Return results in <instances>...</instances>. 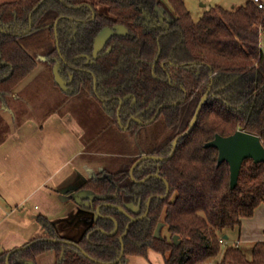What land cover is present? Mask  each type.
Returning a JSON list of instances; mask_svg holds the SVG:
<instances>
[{
	"label": "trees",
	"instance_id": "trees-1",
	"mask_svg": "<svg viewBox=\"0 0 264 264\" xmlns=\"http://www.w3.org/2000/svg\"><path fill=\"white\" fill-rule=\"evenodd\" d=\"M86 1L0 3L1 107L10 108L14 89L40 60H48L52 67L61 56L66 63L60 62L62 75L69 67L75 69L73 93L61 91L50 72L41 73L42 86L36 82L37 90L50 84L62 101L73 95L103 105L106 128L125 126L130 117L142 122L155 118L147 128L156 124L161 128L152 143L144 145L143 126L132 122L129 131L140 138V153L166 157L210 90L193 130L178 140L172 157L163 162L148 160L134 171L136 180L160 175L168 182L169 195L153 199L147 217L129 226L120 261L114 263L129 219L109 205L138 217L150 196L166 191L161 179L151 177L144 185L132 181L129 169L138 155L122 158L112 170L93 174L75 196L68 192L80 208L96 212L100 206L99 214L118 224L116 234L109 235L114 222L96 216L74 242L89 257L111 264H124L128 256L147 257L150 250L161 254L164 264H264V240L246 249L221 242L224 235L238 232L242 220L252 218L264 203V163L244 160L238 183L231 188L229 165L218 164L217 149L205 146L216 135L230 136L237 130L259 136L264 145V54L260 47L264 4L259 8L247 0L232 10L211 7L195 22L184 0H88L105 8L98 12L90 4L93 20L90 11L75 8ZM164 5L172 18L159 13ZM70 18L89 21L77 24ZM119 28L124 31L118 32ZM105 29L112 33L93 57L95 42ZM81 191H90L92 196L77 195ZM37 222L45 235L13 252L9 264H36L37 257L48 252L55 255V264H100L73 245L41 240L68 239L56 232L47 217L39 214ZM159 222L166 225L170 238L154 236ZM173 236H177L175 241ZM9 252L0 250V264H6Z\"/></svg>",
	"mask_w": 264,
	"mask_h": 264
},
{
	"label": "crops",
	"instance_id": "crops-1",
	"mask_svg": "<svg viewBox=\"0 0 264 264\" xmlns=\"http://www.w3.org/2000/svg\"><path fill=\"white\" fill-rule=\"evenodd\" d=\"M38 70L16 87L10 108L0 106V249L12 250L44 236L45 230L37 222L39 214L54 223L60 236L71 240H77L94 220L93 213L80 209L68 195L76 194L92 173L105 166L90 165L93 159L83 140L84 131L68 109H54L42 119L30 115L29 110L40 108V102L34 93L19 95L29 94ZM46 88L56 92L50 84ZM53 100L54 106L62 101L61 96L59 102ZM224 236V245L246 248L264 240V203L252 218L242 220L238 232ZM151 252L155 251H148L147 257L128 256L124 264H158L159 258L155 260ZM44 260L55 264V255L45 253L37 257L36 264Z\"/></svg>",
	"mask_w": 264,
	"mask_h": 264
},
{
	"label": "rangeland",
	"instance_id": "rangeland-1",
	"mask_svg": "<svg viewBox=\"0 0 264 264\" xmlns=\"http://www.w3.org/2000/svg\"><path fill=\"white\" fill-rule=\"evenodd\" d=\"M11 1H15V0H0V2H11ZM246 1L247 0H184V3L187 10L190 13L192 20L196 22L202 17L203 13L211 7L218 6L225 10H232L240 6H243ZM261 1L264 4V0ZM95 3L97 2L95 1ZM95 5L97 6V9L100 11L105 10L104 7H101L97 4ZM158 10L162 16H166L169 19L173 17L170 9H168L165 5L161 6ZM107 35L108 33L104 31L100 34L99 38L96 40L94 47L95 55L99 52L101 48L102 39L105 38ZM260 47L264 54V36H262L261 38ZM40 70L43 69L40 68ZM40 70L34 73L35 74L34 80L29 85L30 87L29 94L20 93L19 96L25 97L27 95H30V93L31 95L32 93H34V97L37 99L36 101L40 102L41 104L40 108L37 109L33 108V110H29L30 115H32L35 119H42L44 117L43 115L48 114L50 111L54 109H59L60 107L68 109L74 121L84 131L83 140L85 144H87L88 149L90 151V156H89L90 160L93 159L92 160L93 162L90 163V165L93 166L96 164L97 165L103 164L105 168L109 167V169L110 168L113 169L116 166V163H119V160H121L119 158L120 156H123L124 154L134 153L135 151H138L140 149L138 139L135 136H131L130 134L121 131L115 127L106 128L105 112L94 101L89 99H75L73 102L72 100L69 101L66 100L63 102L61 106L58 105L54 106L53 98H56V101L58 102L60 98L57 91L53 93L51 90L46 88V86L43 88L45 91L37 90L38 84L42 86L40 81V75L42 72H40ZM36 82L38 84H36ZM34 88H36V91L34 90ZM49 92L50 95H48ZM12 102L13 101H11V103ZM156 135H157V131L156 133H152L151 134V137H153L152 139H154ZM151 142L152 140H150V143ZM1 203L2 201L0 200V204ZM158 234L159 237L161 238L163 237L170 238V234L164 223H162V226L160 227ZM246 252L248 251L246 250ZM151 256L154 257L155 260L159 258L157 259L159 261L158 264H164L163 257L161 254L151 252ZM46 261L44 260V262L41 263L48 264V262Z\"/></svg>",
	"mask_w": 264,
	"mask_h": 264
},
{
	"label": "water",
	"instance_id": "water-1",
	"mask_svg": "<svg viewBox=\"0 0 264 264\" xmlns=\"http://www.w3.org/2000/svg\"><path fill=\"white\" fill-rule=\"evenodd\" d=\"M54 77H55V82L58 84V86L65 90L66 86L70 83L66 82L65 80H63L61 78V76L58 74L56 68H54ZM209 90H207V92L205 93V95L202 97V99L200 100L194 116L190 122V126L188 128V130L183 133L182 135L178 136V138H176L173 142V148L171 153L169 154L168 157H157V156H142L131 168L130 170V174L132 175V172L134 170V168L143 160L146 159H153V160H158V161H167L169 160L173 153L175 152L176 149V145L179 139L187 136L194 128L198 116L200 114L201 108L202 106L205 104L206 100H207V96H208ZM206 147H213L215 149H217L218 151V164H221L223 162H226L229 165V169H230V187L234 188L237 183H238V177H239V173H240V169L242 166V163L244 160L246 159H252L255 163H264V145L262 144V141L260 139L259 136L255 135V134H251L242 130H237L234 134L230 135V136H221V135H216L215 138L213 140H211L210 142H208L207 144H205ZM166 193L164 196H161V198H166L169 194V186L168 183L166 182ZM75 196V194H73ZM77 195L79 196H92V193L90 191H81L78 192ZM159 197V196H158ZM153 197L149 198L148 202H147V206H149L150 201ZM106 205V204H104ZM110 207L117 209L119 212H121L123 215H125L128 219H129V223L125 228L124 233L120 236V243H121V252L119 257L117 258V260L114 261V263H118L120 261V259L122 258L123 254H124V244H123V237L127 234L128 228L129 226L134 223L137 222L143 218L146 217L148 209L146 210V212L135 218L130 216L122 207L117 206V205H110ZM99 209L100 206L97 208L96 210V215L94 216V219L96 218V216L99 217H103V218H107L110 219L114 222L115 227L114 230L109 233V235H114L116 234L117 230H118V224L115 221L114 218L112 217H105L103 215L99 214ZM94 221V220H93ZM93 223V222H92ZM162 226V223H158L155 232H154V236L157 238H161L159 237V229ZM226 237V236H224ZM68 239V238H66ZM177 239V236H173V241H175ZM43 241H53V242H62L65 244H70L75 246L77 249L81 250L82 249L74 242L75 240H54V239H41ZM29 245H31V243L22 246V247H18V248H14L12 250H10V252L7 254L6 257V264H9V257L10 255L15 252V251H19V250H23L25 248H27ZM83 255L88 257L90 260L100 263V264H111V263H103V262H99L91 257H89L84 251H82ZM29 264H33L32 262H29Z\"/></svg>",
	"mask_w": 264,
	"mask_h": 264
},
{
	"label": "flooded vegetation",
	"instance_id": "flooded-vegetation-1",
	"mask_svg": "<svg viewBox=\"0 0 264 264\" xmlns=\"http://www.w3.org/2000/svg\"><path fill=\"white\" fill-rule=\"evenodd\" d=\"M93 2V1H92ZM91 1H86V3H83L82 5H78V6H75V8L76 9H82V10H88V11H90V13H91V18H90V20H93V18H94V10H93V8H92V6L90 5V4H93V7L98 11V12H100V10H98L97 9V6L95 5V3L93 2L92 3ZM164 17H166V16H164ZM166 18H168V17H166ZM71 20H73V21H75L77 24L78 23H80V22H88L89 20H87V19H75V18H70ZM57 23H58V19L55 21V23H54V26L56 27V25H57ZM117 30V29H116ZM104 31H106L107 33H108V35L105 37V38H103L102 39V43H101V48H100V50H99V52L102 50V47H103V45H104V42H105V40H106V38L112 33V30H109V29H105ZM103 31V32H104ZM122 31H124V30H122L121 28H119L118 29V32H122ZM55 35H57L56 33H55ZM99 38V37H98ZM97 38V39H98ZM56 44H58V42L56 41ZM95 47V46H94ZM98 52V53H99ZM98 53L95 55L94 54V49H93V53H92V56L93 57H95V56H97L98 55ZM60 59L59 60H56L55 61V64H54V66H52V67H48V65H47V62H48V60H46V59H42V60H40L39 62H38V65H37V67H36V69L35 70H37V69H43V70H41V72H50V73H52V79H53V81H54V83L58 86V84L55 82V77H54V68H56V70H57V72H58V74L61 76V78L63 79V80H65L66 82H69L70 81V83L66 86V89L65 90H63V89H61L59 86H58V88L61 90V91H64V92H68V93H70V94H72L73 93V88L71 87V85H72V83H73V79H74V75H73V71L75 70L73 67H69V71H68V73H66L65 75H62V70H63V68L61 67V64H60V62H64L63 61V59H62V57L60 56L59 57ZM65 63V62H64ZM66 64V63H65ZM43 67V68H42ZM79 70H82V69H80V68H78ZM34 70V71H35ZM83 70H85V69H83ZM33 71V72H34ZM32 72V73H33ZM31 73V74H32ZM25 80V79H24ZM23 80V81H24ZM94 82H95V78H94ZM20 84V83H19ZM18 84V85H19ZM17 85V86H18ZM16 89V88H15ZM15 89H14V94H13V96H12V98H14V96H16V93H15ZM208 90H210V88L208 89ZM75 99H80V98H77V97H73V95H71V96H69V99H68V101L69 100H72V102L75 100ZM83 99V98H82ZM90 100V99H89ZM101 101H103V102H105L104 100H101ZM63 102L64 101H61L60 102V105L59 106H61L62 104H63ZM123 102V100H121L120 101V103H122ZM96 103V102H95ZM103 110H104V107H103V105L102 106H100ZM161 109V107L159 108V110ZM155 120V118H153L151 121H154ZM151 121H149V122H142L141 121V119H139V118H137V117H130V119L128 120V122L126 123V125L125 126H122V125H119V128H117V129H119V130H121V131H124V132H126V133H128V134H130L131 136H135L137 139H138V142H139V150L138 151H135L134 153H129V154H124L123 156H120L119 158L121 159V160H119V163H116V166H119V164H121V162H122V158H128V157H136V155H138V158L133 162V164L131 165V167H130V169H129V175H130V178L132 179V181L135 183V184H137V185H144L147 181H148V179L149 178H151V177H154V178H157V179H161L163 182H164V184H165V187H166V189H167V186H166V180H164L160 175H158V174H152V175H147L146 177H144V178H142V179H140V180H136L135 179V177H134V171L143 163V162H146V161H148V160H152V161H155V162H163V161H158V160H153V159H146V160H143V161H141L135 168H134V170H133V172H132V175L130 174V170H131V168H132V166L142 157V156H157V155H152V154H145V153H140V152H143L142 150V145H141V140H140V138H138V135L137 134H133V133H130L131 131H129V128H130V125L132 124V122L133 123H137L138 125H141V126H143L145 129H140L141 130V134H142V138H143V140H144V145L146 146V145H148V143H150V140H152V141H155V138L154 139H152L153 137H151V134L152 133H156V131H158L160 128H161V124H156V125H154V126H152L151 128H147L148 126H150V122ZM119 124H120V122H119ZM154 127V128H153ZM142 128V127H141ZM155 129V130H154ZM139 130V131H140ZM178 138V137H177ZM174 142V141H173ZM152 143V142H151ZM178 143V142H177ZM177 146V145H176ZM173 148V147H172ZM176 150V149H175ZM172 151V150H171ZM137 153V154H136ZM171 153V152H170ZM174 154V153H173ZM169 156V155H168ZM168 156H166V157H168ZM157 157H165V156H157ZM115 166V167H116ZM112 170L111 168L109 169V167H107V168H104V169H102L101 171H99V172H96V173H92L91 174V176L93 175V174H97V173H100V172H103L104 170ZM90 176V177H91ZM90 179V178H89ZM88 179V180H89ZM87 180V181H88ZM168 183V182H167ZM169 186V185H168ZM165 193H166V191H165ZM165 194H163V195H152V196H150L149 198H151V197H153L152 199H151V201L153 200V199H155V198H158V199H166V198H161V196H164ZM169 195V194H168ZM159 196V197H158ZM149 198L147 199V201H146V209H145V211H144V213L146 212V210L148 209V212H149V208H150V204H151V201H150V204H149V206H147V202H148V200H149ZM70 200V199H69ZM72 201V200H71ZM73 202V201H72ZM75 203V202H74ZM106 205H108V204H106ZM110 206V205H109ZM79 207V206H78ZM121 207V206H120ZM80 208V207H79ZM80 209H82V210H87L88 212H91L90 210H88V209H86V208H80ZM124 209V208H123ZM125 210V209H124ZM126 211V210H125ZM127 212V211H126ZM148 212H147V215H148ZM91 213H93L94 214V216L96 215V212H91ZM128 213V212H127ZM143 213V214H144ZM129 214V213H128ZM143 214H141V215H143ZM130 215V214H129ZM140 215V216H141ZM147 215H146V217H147ZM131 216V215H130ZM133 217V216H132ZM139 217V216H138ZM145 217V218H146ZM135 218H137V217H135ZM145 218H143V219H145ZM143 219H141V220H143ZM140 221V220H139ZM135 223V222H134ZM160 223V222H159ZM162 223V222H161ZM129 229V228H128Z\"/></svg>",
	"mask_w": 264,
	"mask_h": 264
},
{
	"label": "built area",
	"instance_id": "built-area-1",
	"mask_svg": "<svg viewBox=\"0 0 264 264\" xmlns=\"http://www.w3.org/2000/svg\"><path fill=\"white\" fill-rule=\"evenodd\" d=\"M259 8H263V2L261 0H253ZM221 242H223V240H221ZM208 264H214L213 261H210Z\"/></svg>",
	"mask_w": 264,
	"mask_h": 264
}]
</instances>
